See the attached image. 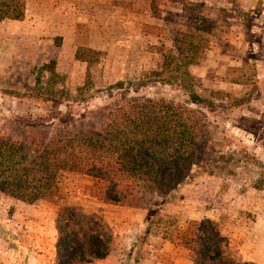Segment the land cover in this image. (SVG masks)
Returning <instances> with one entry per match:
<instances>
[{
  "label": "rangeland",
  "instance_id": "rangeland-1",
  "mask_svg": "<svg viewBox=\"0 0 264 264\" xmlns=\"http://www.w3.org/2000/svg\"><path fill=\"white\" fill-rule=\"evenodd\" d=\"M180 32L197 47L190 81L152 72ZM85 49L97 54L78 58ZM49 61L64 79L58 101L31 91ZM189 84L209 128L187 180L152 204L160 226L146 232L149 204L139 196L147 192L108 203L104 181L69 173L57 194L36 201L0 192V264H53L63 206L99 217L112 234L108 256L91 264H190L191 250L169 241L165 228L192 220L215 222L229 257L264 264V0H25L22 19L0 21V134L89 130L127 89L181 99Z\"/></svg>",
  "mask_w": 264,
  "mask_h": 264
},
{
  "label": "trees",
  "instance_id": "trees-1",
  "mask_svg": "<svg viewBox=\"0 0 264 264\" xmlns=\"http://www.w3.org/2000/svg\"><path fill=\"white\" fill-rule=\"evenodd\" d=\"M24 12L25 0H0V21L20 20ZM202 21L205 31H211L210 22ZM193 38L180 32L173 51H160V69L152 72H169L177 81H190L189 65L197 57ZM87 50L90 57L97 54L85 49L77 50L76 56L87 59L83 55ZM63 82L55 63L49 61L37 68L31 91L43 100L58 101ZM188 87V96L181 99L132 96L127 89L112 102L102 122L89 130L56 127L18 138L0 134V192L36 201L57 194L62 176L83 174L105 182L108 203L132 202L137 193L147 192L148 198L139 196L149 204L146 232L160 226L163 220L152 204L159 197L163 202L187 180L209 128L203 100ZM165 229L169 241L191 250L190 264H257L229 257L228 240L211 220H192L185 227L170 222ZM55 230L53 264H91L109 254V228L78 207L63 206Z\"/></svg>",
  "mask_w": 264,
  "mask_h": 264
}]
</instances>
